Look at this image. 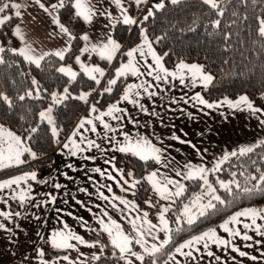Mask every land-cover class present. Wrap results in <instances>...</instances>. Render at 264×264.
<instances>
[{
  "label": "snow or ice",
  "instance_id": "1",
  "mask_svg": "<svg viewBox=\"0 0 264 264\" xmlns=\"http://www.w3.org/2000/svg\"><path fill=\"white\" fill-rule=\"evenodd\" d=\"M32 3L47 17L48 23L52 27V31L48 35L66 37L64 45L54 50L38 51L27 40L26 34L19 24H16L9 32H3L2 30L14 17H22V5L8 0L0 5V37H3L0 39V65L8 64L6 56L11 54L41 71L45 66L51 65L55 68L56 73L66 77L67 80L62 89L50 90L31 75L30 67L27 72L23 70L20 72L21 76L30 78L29 87L14 96L0 90V104L6 106V112L0 119H6L7 116L12 115L18 102L50 99V103L37 111L35 118L20 115L19 119L24 123L19 129L7 127L4 122H0V172L28 166V170H23L20 174L8 173L7 178L0 179V204L7 206V208H0V232L8 233L11 237L8 239V243L16 246L18 244L15 239L17 232L9 227L8 223H14L16 218H26V205L28 204L33 208H41L54 205L58 199L56 194L50 192L40 194L46 197L44 200H37L33 195V183L46 185L51 179V177L41 178L38 169L34 166V162L41 163L43 159L49 158L46 151L41 150L40 146L35 143L40 139V134L45 128L47 133H50L49 144L55 146L57 155L69 158L78 157L84 161L95 162V155H87L95 150L105 156L108 153L130 155L142 162L147 174L139 177L132 170L126 171L124 168H118L115 156L104 160V163L110 166L111 171L98 166L87 169L86 165H82L81 168H77L72 162H66L64 166L73 172L84 171L86 176H88V171L99 174L100 177L113 181L121 192L133 197L137 196L138 186L146 183L148 187L144 188V192L147 193L150 189L156 199L153 201L150 196L144 203L149 208L156 209L158 223H152L149 219V212L141 209L135 200L128 199L127 195H116L112 185L101 184L100 188H106L111 195H105L98 188L96 191L98 198L107 201L112 209L123 214L122 218L131 225L134 235L125 232L122 225L99 204L95 205L99 212H93L92 207H89L85 202L76 200V204H79L95 218L97 227H91L88 220L82 216L74 215L73 212L65 213L60 208H56L55 211L58 214L72 217L82 229L86 232H94L97 238L87 239L84 235L78 234L58 216L63 227L53 231L50 238L45 239L37 232V236L45 244L56 250L53 256L48 257L46 250L41 246L34 248L35 257L23 255L20 264H32L33 259H36L38 264H97V262L103 264L104 260L110 258L123 261V264H136V262L146 264V261L148 264H160L162 255L167 256L163 264H169V262L181 264L177 255L191 258L198 264L196 253H201V248L207 250V257L220 261L221 257L209 250L211 245L231 248V251L240 257L257 260V256L242 251L233 243V239L237 237L243 241L253 240V237L246 231L242 232L234 226L242 224L243 229H250L264 237V223L257 222L258 220L264 222V208H243L226 218L219 228L232 239L222 237L215 228H209L201 234L192 235L189 239L176 244L174 233L184 231L185 225L190 229L201 218L218 213L241 199H251L258 195L264 196V168L257 167L256 160H252L254 173L249 172L241 165L242 170L239 173L236 171L230 173L231 179L224 180L217 175L223 170V165L231 161L232 158L238 160L241 157L251 158L257 148H264V138H258L251 144L239 145L230 151L224 150L220 157H213L209 161L207 159L208 149L198 147L197 143L188 138V133L183 129L179 130L180 134L178 135L174 123L170 125L173 131L167 137L158 136L155 131L146 134L139 129L141 127L151 128V122L142 123L138 117L131 115L127 108L121 106L125 103L130 104L139 113L159 118L162 127H168L169 125L165 124L161 114L154 108L150 111L149 107L142 103V100L147 97L154 106V98L162 92L171 91V88H164L163 85H172L176 80L184 87L193 89L201 87L207 90L216 79L206 65L201 63H187L180 59L172 69L166 67L165 58L169 56V52H158L156 46L161 45L167 39V33L152 36L146 26V22L150 18H154L157 12L165 9V0H158L151 6H147L148 0H32ZM170 3L179 5L182 0H170ZM231 3L232 0H199V4L207 9L202 13L201 18L206 19L211 28L220 29L227 6ZM239 3L247 7L248 0H239ZM251 3L261 6V15L256 17L257 34L261 41H264V0H251ZM141 5L147 6L142 18L132 14V11L140 9ZM8 10H14V16L6 14ZM232 16L237 19L231 20L229 27L248 20L247 15L240 17L239 13L235 11L232 12ZM73 21H82L91 26V29L77 35L69 26L73 24ZM196 23L197 21L194 19L189 25L188 31H196ZM97 26L99 29L95 31ZM118 26L124 28L129 34V39L124 40L122 36L117 35ZM133 27L137 30L135 36H133ZM211 34L209 32V35ZM230 35L231 33H225V40L229 39ZM12 38L19 41L21 46H12ZM74 42L77 44L82 42V46L78 47V54L74 48ZM261 48L264 50V43H261ZM94 57H98L99 61L106 62L107 65H113V62L116 61L118 66H115L109 73L105 67L94 61ZM53 58L60 62L58 66L53 64ZM66 59H72L73 63H67ZM73 64L78 66V71L73 67ZM8 66L12 67L13 65L8 64ZM15 67H20V61L15 62ZM81 74L88 81L93 82L96 87H91L88 91L81 90L74 95L70 89L74 84L79 83L78 78L81 77ZM106 76L107 79H105ZM129 77L136 78L137 82L125 83L119 98L108 104L103 110L97 107L99 99L95 103H89V98L93 93L101 98L105 94L111 95L118 82L126 81ZM70 99L88 105V113L78 120L67 135H63L65 129L58 123L54 113L59 105ZM260 99L264 100V92L260 93ZM171 104L188 105L195 109V112H192L187 111L184 107L179 108L184 116L194 122L198 121L196 113L210 115V111H205L206 109L216 111L227 107L233 112L247 111L258 121V127L264 129V106H257L256 102L246 94L240 95L236 99L225 96L222 99L210 101L201 92H195L192 95L184 93L179 98H172ZM169 110L177 111L171 107ZM29 111L31 110L29 109ZM220 115L225 116L223 112H220ZM225 119H227L226 116ZM113 121L116 123L113 124ZM129 124L135 129L134 134L125 130ZM98 127L102 131H98ZM206 131L211 133L212 129L209 128ZM88 133L94 134L96 138L90 137ZM196 135L201 138L202 142L205 131H200ZM118 137H122V139ZM97 138L102 142H98ZM165 140L190 147L199 158L200 163L187 160L180 165L171 152L173 150L181 152V149L176 148L174 144H166ZM259 159L264 160V155H261ZM150 162L160 167L148 171ZM113 172L116 175H113ZM169 172L174 173V176L169 175ZM60 175H63L67 180L73 179L67 172H62ZM210 175L215 177L214 181H210ZM238 175L243 177V182L237 179ZM88 179L94 184L96 183L93 177L88 176ZM185 181L202 182L200 185L202 190L200 193L194 194L189 202L183 203L182 209L174 211L173 206L184 197L187 191ZM52 187L59 190L66 186L53 181ZM218 189L226 192L231 199L222 197ZM79 191L87 193L85 188H80ZM88 195H92V193H88ZM9 200L16 201L24 211L11 210ZM64 202L67 203V200ZM120 205H123V208ZM131 211H135L137 215L131 216ZM169 213L175 216L174 223L177 225L175 229L169 226ZM33 217L36 220L41 219L35 213H33ZM242 218L251 222L245 223ZM14 226L16 229L21 227L19 224H14ZM102 233L107 234V243L100 239ZM160 233L164 234L163 239H160ZM255 243L259 244L260 241ZM137 245L140 251L134 250ZM170 245L174 250L166 251ZM80 246L96 251L86 255L80 250ZM109 246L111 257L107 256L105 252ZM252 246V244L245 245V247ZM60 252L65 254L60 255ZM71 252H75L77 255L73 257ZM11 255L15 257L16 253L12 252Z\"/></svg>",
  "mask_w": 264,
  "mask_h": 264
},
{
  "label": "trees",
  "instance_id": "2",
  "mask_svg": "<svg viewBox=\"0 0 264 264\" xmlns=\"http://www.w3.org/2000/svg\"><path fill=\"white\" fill-rule=\"evenodd\" d=\"M166 7L164 10L155 14L154 18H150L146 22V26L149 29L150 35L158 36L167 33V39L157 47V50L161 53L164 51L169 52V56L165 58L166 66H174L180 59L186 62H197L206 65L207 69L212 72L216 77L213 84L209 86L207 90L203 91L204 96L209 100H219L225 96L229 98H235L240 95H248L250 99L254 100L256 104L261 103L260 93L264 92V50L261 48V39L257 34V20L256 17L261 15V6L259 4L253 5L251 0H248V5L239 3V0H232V3L227 6L225 16L222 19V25L220 29H213L207 23L206 19L201 18L202 13L207 11L206 8L199 4V0H182L179 5H172L170 0H166ZM239 13L240 17L244 15L248 16V20L243 23H237L235 25L229 24L231 20L237 19L232 16V12ZM11 12V11H10ZM14 16V15H13ZM214 18V17H213ZM196 19V31H188L189 25ZM18 22V18H13L7 26L2 30L3 32H9L11 28ZM73 28L75 34L79 35L85 28V24L82 21H73V24L69 25ZM136 29L133 27V36L136 34ZM209 32L212 34L209 35ZM231 33L230 38L225 40L224 34ZM117 35L122 36L124 40L129 39V34L123 27L118 26ZM3 37H0L2 39ZM13 39L12 46H18L19 41ZM123 42V41H122ZM82 46V42L77 44L74 42V48ZM8 64L13 65L9 67L8 64L0 65V90L5 91L9 95H15L18 92H22L25 88L29 87L30 78L27 76H21L20 72L23 70L27 72L31 67V75L35 76L41 83L50 90L62 89L66 77L55 72V68L51 65L45 66L44 70L36 69L34 66H29L22 62L20 58L14 57L11 54L6 56ZM97 60V58H96ZM20 61V67H15V62ZM71 62L72 59H66V62ZM73 62V61H72ZM59 61L53 58V64L59 65ZM105 64V62L100 61ZM117 64V62H115ZM79 83L74 84L70 91L73 94H78L82 89H90L95 87L94 83L88 81L86 77L81 74L78 78ZM128 80V79H127ZM120 81L121 84L115 88L111 95L105 94L102 98L95 96L93 102L95 103L99 99L97 107L104 109L109 103L114 101L120 93L123 91V86L128 81ZM15 81V83H13ZM50 103V99L46 98L43 101L26 100L24 102H18L17 108L12 115L7 116L6 119H0V122H4L7 127L13 129H19L23 121H20V115H27L29 118H35L37 111L45 107ZM29 109L31 111H29ZM6 112V106L0 104V117ZM86 104L78 100H68L64 104L59 105L55 109V115L58 123L61 124L66 135L70 129L74 126L78 118L82 114H87ZM43 127V126H42ZM50 133H47L46 128L40 134V139L35 141L40 146V149L50 153L55 149V146H50L49 137ZM264 155V148H257L255 153L249 157H241L239 160L232 158L231 161L226 162L223 165V170L217 175L224 180L231 179L230 173L236 171L239 173L243 165L249 172L254 173V167L252 166V160H256V166L264 168V160H260L259 157ZM117 164L127 170H132L136 175L143 176L146 174L143 163L130 155L120 153L116 158ZM156 164L150 162L148 171L155 167ZM35 168H42L41 163H34ZM23 170H28V166L22 169L5 170L4 173L0 172V179L6 178L8 173L17 174ZM210 181H214V176H209ZM237 179L243 182V177L237 176ZM200 181H187V191L184 197L177 204L173 206L174 211L182 209L183 203L189 202L194 194L201 192ZM146 183H142L138 186L137 196L134 197L140 208L145 209L144 200L152 193L151 190L147 193L144 192V188H147ZM218 188V185H217ZM219 190V189H218ZM219 194L222 197H228V194L223 190H219ZM219 207V206H218ZM255 207L264 208V196L258 195L251 199H241L240 201L225 207L218 213L211 214L207 217L201 218L190 229L185 225V230L179 233H174V242L176 244L189 239L192 235L201 234L203 231H207L209 228H218L223 221L232 215L235 211L242 210L243 208ZM171 228L175 229L177 225L174 223L175 216L169 213ZM49 255L54 254L56 250L44 248ZM167 250H173V246H169ZM164 257H162L163 259ZM104 263L107 260L103 261Z\"/></svg>",
  "mask_w": 264,
  "mask_h": 264
},
{
  "label": "crops",
  "instance_id": "3",
  "mask_svg": "<svg viewBox=\"0 0 264 264\" xmlns=\"http://www.w3.org/2000/svg\"><path fill=\"white\" fill-rule=\"evenodd\" d=\"M138 11L139 9H136L132 11V14L136 16V13ZM18 21H19V18H18ZM90 29H91V26L85 24V28L83 31H88ZM98 29H99V26H97V29L95 31H98ZM60 39H61L60 36L56 37L55 39L56 42L54 41L55 46H60L57 44V41ZM19 45H20V42H19ZM63 45L64 44H62L60 47H62ZM187 63H197V62H187ZM173 67L174 66L168 67V68L172 69ZM131 79L132 78L129 77L127 80L128 81L127 83H131L130 82ZM163 87L171 88V91L166 92V93L165 92L160 93L158 97L154 98L155 105L149 106V109L153 110L154 108L156 112L160 113L161 116L163 117L165 124L169 126L162 127L160 124V128H154L153 131H155L156 135L161 136V137H167L173 131L170 125L174 123L176 125V131L178 135L180 134L179 130L183 129L185 132L188 133V138L192 139L194 143H197L198 147L208 149L207 159L209 161H211L213 157H217V158L220 157L224 150L230 151L238 147L239 145L251 144L258 138H264V129H261L258 127V121L254 117H252L247 111L233 112L227 107L221 108L216 111H211V110L206 109L205 111H210V115H203L202 113H196V115L198 116V121L196 122L188 119L183 114L180 117L178 115L179 113L181 114V112L179 111L180 107H184L187 109V111H192V112H195V109L191 108L188 105L171 104V99L179 98L184 93H187L188 95H192L195 92H201L203 94L204 89L201 87H196L194 89L191 87H184L180 85L178 80L174 81L172 85H164ZM169 97H172V98H169ZM236 98L238 97L231 98V99H236ZM210 101H215V100H210ZM256 105L264 106V100H261V103L256 104ZM169 107L175 108L177 109V111L172 112L169 110ZM129 112L131 113V115L135 116L134 112H132L131 110H129ZM220 112H223L225 116L227 117V119H225V116H221ZM112 123L115 124L116 122L113 121ZM209 128L212 129L211 133H208L206 131ZM125 130L133 134L135 133V129L131 128V124L127 125V128ZM147 130L148 129L144 131L146 132ZM98 131H102V129L98 127ZM200 131H205V136L203 137L202 142H201V138L196 135V133ZM88 135L92 138H96L94 134L88 133ZM118 138L122 139V137H118ZM98 142H102V141L98 139ZM165 143L174 144L176 148L181 149V152H176L174 150L171 152V155L176 158V161H179L180 165H182L187 160H192L193 163H200L199 158L195 155L194 151L190 147L186 145H180L170 140H165ZM105 147H107V145H105ZM119 154L120 153H108L107 156H105V154L96 152L95 150L91 153H87V155L96 156L95 162H92V165L91 164L89 165L90 169L98 166L102 169H108L109 171H111L110 166L105 164L104 160L111 156L117 157ZM54 161L55 163L52 162L53 168H50L49 171L48 170L47 172H44L41 170L39 171V176L41 178L51 177L49 183L46 185H37L33 183V192H37L36 194L38 196L36 199L38 200L46 199L45 196L40 195V194L49 193V192L56 194L58 199L54 205H48L46 207L36 208L37 210L36 213L37 215L41 217V219L36 220L30 217L32 219V224L28 225L26 234H36L37 235V232H39L41 236L43 237L51 236V233L57 230V226L61 224L59 222L58 216L60 218L62 217V219L66 221L73 229L77 226L78 227L80 226L76 220L72 219V217L64 215V214H58L55 211L56 208L63 209L65 213L73 212L74 215L76 216H82L84 217V219L89 221V224L91 225V227H97L95 218L88 211H86L83 207H81L79 204H76V200L85 202L89 207H92L93 212H99V209L95 207V205L97 204H99L102 208L106 209L105 201L100 200L96 194V191L98 188L100 191H103L104 193H108L106 188H100L101 184L112 185L113 192L116 195L125 196L123 192L120 191V189L116 186V184L113 181L111 182L108 181L106 183V178L100 177L99 174L88 171V176L93 177V179L96 181V183L94 184L93 181H90L88 179V176L85 175L84 171L73 172L65 168L64 166L66 162H72L78 168L79 163H85L87 161H84L78 157L69 158V157H64L60 155L57 157V160L55 159ZM116 166L119 168V165L117 163H116ZM159 167H160L159 165H155V167H153L152 170H154L155 168H159ZM62 172H67L69 176L73 177V179L72 180L65 179L63 175H60V173ZM20 173H17V174H20ZM112 174L116 175L115 172H113ZM169 175L174 176V173L169 172ZM53 181L58 182L61 185H64L66 187H62L61 189L56 190L52 187ZM184 183L186 184L187 181H185ZM80 188L87 189V193L80 192L79 191ZM88 193H92V195H88ZM129 199L132 200V198L130 197ZM65 200H67V203L64 202ZM12 203L14 205L10 204L11 210L17 211L20 208L17 202L13 201ZM5 208H7V206H5ZM55 215L57 217H55ZM242 220L245 223L251 222L250 220H246L244 218H242ZM257 222L264 223L259 220ZM50 227H52L51 230H49ZM62 227L63 225H61V227L58 230H60ZM234 227L239 228L242 232L246 231L248 235L253 237V240L243 241L242 239L237 237L233 239V243L236 246H238L242 251H246L250 255L257 256V260L253 261L247 257H240L237 253L232 252L231 248H222L216 245H211L209 250L213 251L216 255L220 256L221 260L216 261L214 258L207 257L206 255L207 250H204L201 248V253H196L198 257V264H264V255H261V253H264V237L257 235L254 231L250 229H243L242 224L235 225ZM216 230H217V233L221 235L222 237L232 239L228 237L227 234L224 233L223 230L220 229L219 227L216 228ZM77 233L78 234L81 233L80 235H84L87 239H93L94 236H96L94 232H86L84 229H82L80 233L79 232ZM256 241H260V243L257 244L255 243ZM41 242L43 243V240ZM246 244H252L253 246L245 247ZM71 255L75 257L77 254H74V252H71ZM233 257H235V259H233ZM177 259L181 261V264H196V262H193L191 258H185V257H181L177 255ZM163 261L161 262V264H163ZM169 264H172V262H169Z\"/></svg>",
  "mask_w": 264,
  "mask_h": 264
},
{
  "label": "rangeland",
  "instance_id": "4",
  "mask_svg": "<svg viewBox=\"0 0 264 264\" xmlns=\"http://www.w3.org/2000/svg\"><path fill=\"white\" fill-rule=\"evenodd\" d=\"M5 2H8V0H0V5H2ZM12 2L20 3L22 5V10H21L22 11V17L19 18V21L16 24H19L21 26L23 32L26 34L27 40L30 43H32L33 46L38 51H41V50H43V51L54 50L56 48H59L62 44L65 43L66 37H61V39L57 41V44L60 45V46H55L54 45V41L56 42L55 39H56L57 36L56 37H52V36H49L48 35V33L50 31H52V27L49 25L48 19L45 16V14L41 10H39L38 7L34 3H32V0H12ZM156 2H158V0H148V5L147 6H151V4L156 3ZM165 2H166V0H165ZM147 6L142 5V7L136 13V16L142 18V15L146 11V7ZM6 14L14 15V10H8V12ZM19 46H21V45H19ZM96 58L97 57H94V61L97 62V63H99L100 66L105 67L106 71L109 72V73L112 72V70H113V68L115 66H118L117 64H115L116 61L113 62V65H107L106 62H105V64L100 63L99 59L97 58V60H96ZM82 59H84V58H82ZM72 61L71 62L69 61L67 63H70L71 64V63H73ZM73 67L77 71L79 70L78 69V66H75L74 64H73ZM107 78L108 77L106 76L105 79H107ZM131 78H132L130 80L131 83L137 82L136 81V78H134V77H131ZM103 83L104 82L102 81V84ZM118 83L121 84L120 82H118ZM119 84L117 86H119ZM82 90H84V89H82ZM88 90H90V89H85L84 91H88ZM121 94H122V92L120 93V95ZM95 96H97V94L96 93H93V95L89 98V103H94L93 102V99H94ZM119 96L116 99H118ZM169 98H172V97H169ZM114 101H112L111 103H113ZM142 103H144L147 107L152 106L151 102L149 101V99L147 97H145L142 100ZM97 106H98V104H97ZM121 106L127 108L128 110H131L132 112H134L135 116L138 117L139 120L142 123L145 122V121H150L151 122L152 127L151 128H143V127H141L139 129L141 132H144V133L147 134V133H150L151 131H153L154 128H160V120L157 117H150V116L144 115L142 113H139L134 108V106H132L130 104H127V103L122 104ZM87 109H88V105H86V110ZM101 110H103V109H101ZM84 115L85 114H82L78 118V120L81 117H83ZM178 115L181 117L182 116V113L181 114L179 113ZM78 120L76 121V123L78 122ZM72 128L70 129V131L72 130ZM131 128H133L132 125H131ZM146 129H148V130L145 132L144 130H146ZM56 152H57V150L55 148L54 150H52L50 153L47 154V157H49V158L48 159H43V161H42V168H39L38 171L41 170V171L47 172V170L49 171L50 168H53V163L52 162L55 159L57 160V157L59 156V155L56 154ZM90 164L92 165V161H87L85 163H79L78 164V168H81L82 165H86L87 169H90V166H89ZM119 168H122V167L119 166ZM152 169H150L149 171H151ZM2 173H4V172H2ZM146 174H147V172H146ZM108 181L111 182V180L106 179V183ZM36 193L37 192H33V195H35L36 198H37L38 195ZM123 194L124 195H127V198L128 199L130 197V198H132V200H135V198L133 196L128 195L126 193H123ZM105 195H110V194L105 193ZM150 196L152 197L153 201H155V199H156L155 195L153 193H151L149 195V197ZM149 197H147L146 199H148ZM9 201H10L9 204L14 205L12 203L13 202L12 200H9ZM105 203H106V209L109 212V214L112 216V218L115 219L118 223H120L122 225V227L124 228L125 232L132 233L131 225L127 222V220H125V219L122 218V215L123 214L120 213V212H118V211H116V210H114V209H112L111 205L107 201H105ZM116 203H118V202H116ZM136 203H137V201H136ZM161 203H165V202H161ZM15 205H17V204H15ZM144 205L146 207L143 210L149 212V219L152 221V223L157 224L158 223V219H157V215H156V209L149 208L145 203H144ZM5 206L6 205L0 204V208H5ZM26 206H27L26 207L27 208L26 218L25 217L16 218V220H15L14 223H8V226L11 227V228H13L14 231L17 232V236L15 237V239L18 241V244L16 246L10 245L8 243V239L11 238L9 236V234L8 233H4V232H0V264H20L21 259H22L23 255H25V254H27V255H29L31 257H35L34 248H39V247L43 246L44 248L48 247L49 249H51L48 244H45L44 243V241L42 243L41 242L42 240L36 234H25L28 225L29 224H32V219L31 218H34L33 217V213L37 214L36 213V211H37L36 208L31 207L30 204H28ZM120 207L123 208V205H120ZM18 210L19 211H24V209H20V208ZM130 215L134 217L135 215H137V213L135 211H131L130 212ZM55 217H57V216L55 215ZM168 219H169V226L171 227L170 216H168ZM14 224H19L21 226L20 229H16L15 226H14ZM61 225L62 224H59L57 226V230L61 227ZM51 229H52V227L49 228V230H51ZM73 230H75L76 232H79L80 233L82 231V228L80 226L79 227L77 226ZM132 234L134 235V233H132ZM159 235H160V239H163L164 238V234L163 233H160ZM44 238L47 239V238H50V236H45ZM95 238H97V237L94 236L93 239H95ZM100 239H102L103 242L107 243V241H108L107 234H103L102 233ZM149 242L151 243V240ZM80 250L82 252H84L86 255H90L91 252L96 251L95 249H88V248H86L84 246H80ZM134 250L140 251L139 246L138 245L135 246L134 247ZM173 250H166V251H173ZM12 252H15L16 253V256L15 257H13L11 255ZM105 252H106V255L107 256L111 257V248H110V246H109V248H107L105 250ZM59 254L60 255H63L65 253L60 252ZM74 254H77V253L74 252ZM52 256H53L52 253H50L48 255V257H52ZM162 257H164V258L162 259ZM166 258H167L166 255H162L161 258H160V264ZM97 263L100 264V262H97ZM32 264H38V261L36 259H33L32 260ZM103 264H123V261H118V260H116L114 258H110V259H107V262L106 263L103 262ZM136 264H139V262H136ZM146 264H148L147 261H146Z\"/></svg>",
  "mask_w": 264,
  "mask_h": 264
}]
</instances>
